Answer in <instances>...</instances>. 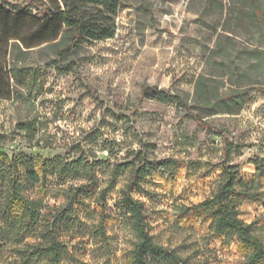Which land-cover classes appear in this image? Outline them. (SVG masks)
<instances>
[{"label":"rangeland","instance_id":"obj_1","mask_svg":"<svg viewBox=\"0 0 264 264\" xmlns=\"http://www.w3.org/2000/svg\"><path fill=\"white\" fill-rule=\"evenodd\" d=\"M45 9L39 0H0V151L18 162L21 194L42 199L43 213L54 217L64 203L58 191L78 181L61 183L51 173L43 180L41 166L83 153L98 189L84 194L69 217L91 229L103 216L106 240L81 238L72 228H62L60 238L74 248L76 264H132L136 237L120 192L133 152L150 144L152 172L132 196L144 206L154 241L190 262L242 264L250 249L230 231L213 233L211 213L196 206L216 193L225 145L233 144L230 164L242 182L254 179L258 194L236 203L235 212L264 242V173L255 165L264 168V0H121L112 38L65 52L58 40L39 45L33 37ZM55 60L69 71H57ZM199 79L209 97L195 93ZM153 88L181 98L187 109L155 99ZM233 89L248 91V100L238 114L221 113L214 99ZM27 169L42 181L27 183ZM5 196L0 181V224ZM1 244L0 264H19L12 245Z\"/></svg>","mask_w":264,"mask_h":264},{"label":"trees","instance_id":"obj_2","mask_svg":"<svg viewBox=\"0 0 264 264\" xmlns=\"http://www.w3.org/2000/svg\"><path fill=\"white\" fill-rule=\"evenodd\" d=\"M46 9L40 20L39 27L33 37L37 38L39 45L54 42L56 47H62V52L75 50L86 42L103 41L110 39L115 34V16L121 5V0H39ZM45 1V3L43 2ZM30 9L36 8L28 4ZM6 12L3 18H8ZM62 31L59 37V32ZM47 36L49 40L44 41ZM32 46L26 47L31 48ZM55 69L62 73L69 71V66L61 65L59 60L52 62ZM152 97L160 101L173 100L187 109L181 98L170 94L163 89H149ZM209 90L201 79L196 81L195 93L209 95ZM248 91L233 89L229 93L218 96L214 100L220 105V112L224 114H238L248 100ZM210 96V95H209ZM208 96V97H209ZM199 125L202 122L194 115L189 114ZM28 126L30 124H27ZM27 126H24L26 128ZM150 144H141L133 152L134 160L131 164V177L129 182L120 192L119 206L128 226L136 237V242L131 251L132 264H199L190 262L181 257L175 249L164 247L156 243L149 232L145 218L144 206L141 201L132 196V190L140 187L143 181L152 172L147 163V150ZM233 144L225 145V161L222 166V179L212 198H208L197 205L198 209H206L212 215V232L224 236L226 231L242 245L250 249V253L242 264H264V242L253 232L251 224H245L236 214V203L243 199L254 200L258 197L251 190L250 183H244L238 178V168L230 164V154L235 151ZM257 173H264L262 163L255 162ZM42 179L47 173L58 182L66 180L78 181L76 185L61 188L64 203L54 217L47 218L43 213V200H31L21 194L19 190V166L14 157L0 151V181L6 187L5 202L2 207V223L0 224L1 245H12L11 249L19 260V264H76L73 249L61 240V230L71 229V232L84 237L86 233L94 235L98 240H106L104 230L105 219L98 222L91 229L76 218L69 217L78 200L84 194L97 190V182L93 172V163L82 153L77 159L69 161L60 158L44 160L42 166ZM118 167L113 171L117 172ZM27 183L38 184L42 181L39 175L27 169L24 174ZM104 191H99V197ZM105 206L104 198H101ZM40 228V229H39ZM86 230V232H82ZM82 232V233H81ZM34 233L33 243H25L27 234ZM1 247V246H0Z\"/></svg>","mask_w":264,"mask_h":264}]
</instances>
